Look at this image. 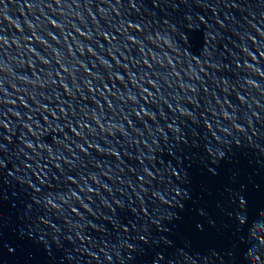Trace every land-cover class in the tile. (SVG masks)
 Instances as JSON below:
<instances>
[{
    "label": "water",
    "instance_id": "95a60500",
    "mask_svg": "<svg viewBox=\"0 0 264 264\" xmlns=\"http://www.w3.org/2000/svg\"><path fill=\"white\" fill-rule=\"evenodd\" d=\"M0 241L264 264V0H0Z\"/></svg>",
    "mask_w": 264,
    "mask_h": 264
},
{
    "label": "snow or ice",
    "instance_id": "6c2138e0",
    "mask_svg": "<svg viewBox=\"0 0 264 264\" xmlns=\"http://www.w3.org/2000/svg\"><path fill=\"white\" fill-rule=\"evenodd\" d=\"M141 239L143 240L144 237L142 236ZM4 247H8V250H9V254L10 255H14L15 254V249L14 248L9 247L8 245H4L3 244V241H0V248H4Z\"/></svg>",
    "mask_w": 264,
    "mask_h": 264
}]
</instances>
